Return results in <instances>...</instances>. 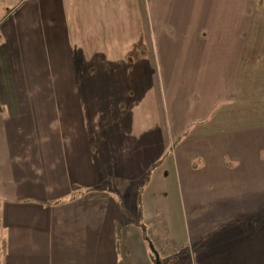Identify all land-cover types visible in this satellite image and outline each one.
<instances>
[{
	"label": "crops",
	"instance_id": "0c3cea01",
	"mask_svg": "<svg viewBox=\"0 0 264 264\" xmlns=\"http://www.w3.org/2000/svg\"><path fill=\"white\" fill-rule=\"evenodd\" d=\"M152 174L193 264H264V0H0V264H120Z\"/></svg>",
	"mask_w": 264,
	"mask_h": 264
},
{
	"label": "rangeland",
	"instance_id": "374dc122",
	"mask_svg": "<svg viewBox=\"0 0 264 264\" xmlns=\"http://www.w3.org/2000/svg\"><path fill=\"white\" fill-rule=\"evenodd\" d=\"M176 82L172 85V90L174 91V87L177 84V80L175 79ZM191 89V90H190ZM190 89L187 88V99L181 100L180 105V113L181 114H194L195 107L192 106V104H195L196 101H198V94L196 91V85L195 83H192V86ZM179 92L180 89L178 90ZM214 95H216V91L214 89L213 92ZM197 96V98L195 97ZM174 98V92L170 94V102H172ZM201 107H199V110ZM175 125V123H174ZM173 132H176L175 127L173 126ZM176 135V134H175ZM177 141V138L175 139ZM175 144V143H174ZM155 174H152L148 182L146 183V190L145 193H143L141 202H140V215H141V220L138 221H133L134 225L138 226L143 232L146 231L145 225L146 223L148 232L151 236V238H154L155 245L151 241H148V238L144 235V233L140 230L142 233L143 237L139 236L138 233L133 232L135 230L134 226L129 228L126 226V224L123 222L121 224L120 228L121 230L118 231V238H117V251L119 254V259H120V264H146V253L150 252L151 254V259L154 257L153 250L151 249L150 244L154 246V248L157 250L159 253L160 257L162 256V264H193L192 261V248L190 244L186 245V234L185 235V240L182 231H184V219L182 215V210H181V203H180V193H179V188L177 185L176 178L170 175L168 179V183H166V188L163 193L158 194L157 196L155 195V189H154V181H155ZM260 211H263L260 215L256 217V213H254L250 217H230L227 216L224 218L223 224L225 227L228 228H237V227H251L254 223L255 226L264 219V202L262 203V207L260 208ZM161 213V216L165 218V221L163 222L164 226V231L161 229V232H163L165 235V246L166 248L162 252V254L159 252L160 250L158 249L159 244L156 242V227L159 225H156L155 222H152L151 220L153 219H158L161 217L159 213ZM137 213L134 214V216ZM165 214V216H164ZM124 216L129 219V215L126 216L124 213ZM157 216V217H155ZM142 218L144 220L142 221ZM130 220V219H129ZM150 221V222H149ZM150 226V228H149ZM254 226V227H255ZM133 230V231H128ZM251 230V228H250ZM137 231V230H135ZM128 232V234H127ZM139 232V233H140ZM148 234V237L150 238ZM185 245H182L183 243ZM198 245H194V249H197ZM146 258V259H145ZM168 259V261H167ZM148 260V259H147ZM161 261V260H160ZM164 262V263H163ZM169 262V263H168ZM156 264V262H155Z\"/></svg>",
	"mask_w": 264,
	"mask_h": 264
},
{
	"label": "water",
	"instance_id": "95a60500",
	"mask_svg": "<svg viewBox=\"0 0 264 264\" xmlns=\"http://www.w3.org/2000/svg\"><path fill=\"white\" fill-rule=\"evenodd\" d=\"M150 246H151V249L153 250V253H154L155 258H156V264H161L159 253L157 252V250L154 248V246L152 244H150Z\"/></svg>",
	"mask_w": 264,
	"mask_h": 264
},
{
	"label": "trees",
	"instance_id": "16d2710c",
	"mask_svg": "<svg viewBox=\"0 0 264 264\" xmlns=\"http://www.w3.org/2000/svg\"><path fill=\"white\" fill-rule=\"evenodd\" d=\"M161 163H162V161H161L160 163H158V164L156 165V167H154V168H157L158 166H160ZM57 204H58V203H57ZM161 264H162V263H161Z\"/></svg>",
	"mask_w": 264,
	"mask_h": 264
}]
</instances>
